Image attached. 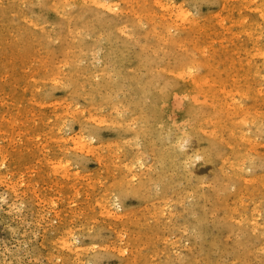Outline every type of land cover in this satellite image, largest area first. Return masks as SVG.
<instances>
[{
	"label": "rangeland",
	"instance_id": "obj_1",
	"mask_svg": "<svg viewBox=\"0 0 264 264\" xmlns=\"http://www.w3.org/2000/svg\"><path fill=\"white\" fill-rule=\"evenodd\" d=\"M83 1L0 0V264H264V0Z\"/></svg>",
	"mask_w": 264,
	"mask_h": 264
},
{
	"label": "bare ground",
	"instance_id": "obj_2",
	"mask_svg": "<svg viewBox=\"0 0 264 264\" xmlns=\"http://www.w3.org/2000/svg\"><path fill=\"white\" fill-rule=\"evenodd\" d=\"M82 1H83V0H82ZM86 1H87V0H86ZM94 1H95V0H94ZM83 2H84V1H83ZM88 2H89V1H88ZM92 2H93V0H92ZM102 2H103V1H102ZM102 2H101V3H102ZM75 3H76V2H75ZM103 3H104V2H103ZM94 5H95V4H94ZM97 5H98V4H97ZM100 6H102V5H100ZM106 8H107V7H106ZM109 8H110V6H109L107 9L109 10ZM111 8H112V7H111ZM113 11H114V10H113ZM168 31H169V30H168ZM166 33H167V31H166ZM190 75H191V74H190ZM193 80H194V79H193ZM168 92H169V91H168ZM174 93H175V92H174ZM160 100H162V99H160ZM166 100H167V99H166ZM159 102H160V101H159ZM161 104H162V103H161ZM161 104H160V105H161ZM188 105H189V104H188ZM160 119H161V118H160ZM169 123H170V122H169ZM195 127H196V126H195ZM182 130H183V129H182ZM182 160H183V159H182ZM184 160H185V159H184ZM184 160H183V161H184ZM184 162H185V161H184Z\"/></svg>",
	"mask_w": 264,
	"mask_h": 264
}]
</instances>
